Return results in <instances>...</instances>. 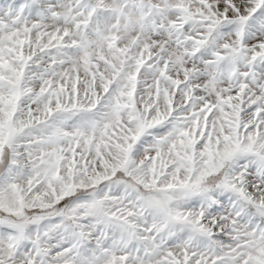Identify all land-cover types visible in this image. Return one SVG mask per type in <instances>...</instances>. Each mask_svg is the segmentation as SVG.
Segmentation results:
<instances>
[{
    "label": "snow or ice",
    "instance_id": "snow-or-ice-1",
    "mask_svg": "<svg viewBox=\"0 0 264 264\" xmlns=\"http://www.w3.org/2000/svg\"><path fill=\"white\" fill-rule=\"evenodd\" d=\"M0 264H264V0H0Z\"/></svg>",
    "mask_w": 264,
    "mask_h": 264
}]
</instances>
